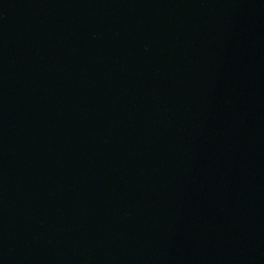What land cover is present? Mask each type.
<instances>
[{"label":"water","instance_id":"1","mask_svg":"<svg viewBox=\"0 0 264 264\" xmlns=\"http://www.w3.org/2000/svg\"><path fill=\"white\" fill-rule=\"evenodd\" d=\"M0 174L264 236V0H0Z\"/></svg>","mask_w":264,"mask_h":264}]
</instances>
